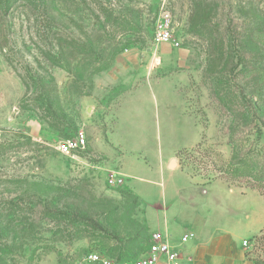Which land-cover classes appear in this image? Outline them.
I'll return each mask as SVG.
<instances>
[{"label": "rangeland", "instance_id": "obj_1", "mask_svg": "<svg viewBox=\"0 0 264 264\" xmlns=\"http://www.w3.org/2000/svg\"><path fill=\"white\" fill-rule=\"evenodd\" d=\"M161 8L177 48L152 42ZM79 132L86 149L61 155ZM0 144V264L134 259L149 235L124 181L157 203L186 174L264 200L222 178L264 155V0H0ZM170 154L180 170L158 173ZM247 254L264 264V229Z\"/></svg>", "mask_w": 264, "mask_h": 264}, {"label": "crops", "instance_id": "obj_2", "mask_svg": "<svg viewBox=\"0 0 264 264\" xmlns=\"http://www.w3.org/2000/svg\"><path fill=\"white\" fill-rule=\"evenodd\" d=\"M164 119L167 120L166 116ZM172 156L158 155V173L180 170L177 159V166L168 169ZM125 172L123 168L121 174L124 178L128 175ZM186 177V185L170 186L169 199L161 203L140 199L139 196H145L146 191L136 193L124 181L126 190L137 198L147 234L150 236L156 232L166 235L171 246L182 251V264H257L249 258L247 249L253 236L264 229V200L244 206L239 202L240 198L249 195L235 194L233 190L227 192L221 186L205 187L199 180L187 174ZM218 188L230 194L231 198L237 196L233 206L211 208L204 203L205 198H217ZM187 234H192L193 238L181 245L180 238ZM244 243L246 246H243ZM146 247L138 256L145 252Z\"/></svg>", "mask_w": 264, "mask_h": 264}, {"label": "built area", "instance_id": "obj_3", "mask_svg": "<svg viewBox=\"0 0 264 264\" xmlns=\"http://www.w3.org/2000/svg\"><path fill=\"white\" fill-rule=\"evenodd\" d=\"M152 42L159 46L169 44L177 48L179 42L175 37V25L171 16L164 8L160 9V13L156 19L154 30L152 33ZM87 146L86 137L83 132H79L74 137H69L57 143L56 149L63 156H70L77 151L85 150ZM110 182L114 185H121L123 180L110 177ZM192 234L184 235L180 238V244L184 245L188 240L192 239ZM246 246V243L243 244ZM182 251L176 247H172L166 235L161 233H152L149 236L145 252L134 259L126 261H118L114 257H110L98 251H91L82 258L83 264H182Z\"/></svg>", "mask_w": 264, "mask_h": 264}, {"label": "trees", "instance_id": "obj_4", "mask_svg": "<svg viewBox=\"0 0 264 264\" xmlns=\"http://www.w3.org/2000/svg\"><path fill=\"white\" fill-rule=\"evenodd\" d=\"M8 149H9L8 146L0 144V154L5 153ZM222 174H223L222 178L225 181H231V182L249 181L247 182L249 189L257 190L261 193H264V155H261L257 159H250V160L242 156L234 163L227 166L222 171ZM89 222L91 223V226L98 228V226L94 224L91 220H89ZM147 243H148V239L146 241L145 247L147 246ZM108 256L114 257L118 261H126L132 259V256L129 257H122L119 255H108ZM137 256H133V258H136ZM256 263L259 264L258 262Z\"/></svg>", "mask_w": 264, "mask_h": 264}, {"label": "water", "instance_id": "obj_5", "mask_svg": "<svg viewBox=\"0 0 264 264\" xmlns=\"http://www.w3.org/2000/svg\"><path fill=\"white\" fill-rule=\"evenodd\" d=\"M176 166H177V164H176V160H175V159H172V160L170 161V163H169V167H168V169H169V170H172V169H174Z\"/></svg>", "mask_w": 264, "mask_h": 264}]
</instances>
